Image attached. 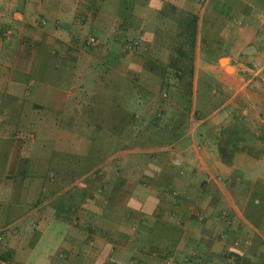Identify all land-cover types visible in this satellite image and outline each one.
<instances>
[{"label": "crops", "instance_id": "crops-1", "mask_svg": "<svg viewBox=\"0 0 264 264\" xmlns=\"http://www.w3.org/2000/svg\"><path fill=\"white\" fill-rule=\"evenodd\" d=\"M234 112L263 145L264 0H0V264H264V152L213 140Z\"/></svg>", "mask_w": 264, "mask_h": 264}, {"label": "trees", "instance_id": "trees-1", "mask_svg": "<svg viewBox=\"0 0 264 264\" xmlns=\"http://www.w3.org/2000/svg\"><path fill=\"white\" fill-rule=\"evenodd\" d=\"M197 112L199 114L203 113L201 104L198 106ZM248 123V118H246L245 116L242 117V115L234 112L230 119V122L226 123L219 129L218 135H216L213 140L221 157L226 158L228 156H231L234 154V152L240 149H244L250 152H264V134L260 135L263 145L261 144L259 146H255L254 144H245L243 148L242 145H238L237 142H242V132L243 134L247 132ZM202 134L200 133V136H203ZM247 137H250V135L248 134ZM205 139L206 138L204 136V139L202 138V140L205 141Z\"/></svg>", "mask_w": 264, "mask_h": 264}, {"label": "built area", "instance_id": "built-area-1", "mask_svg": "<svg viewBox=\"0 0 264 264\" xmlns=\"http://www.w3.org/2000/svg\"><path fill=\"white\" fill-rule=\"evenodd\" d=\"M200 2L203 4L205 2V0H200ZM89 41H90V43H95L96 39L94 37H90ZM142 44H143V38L141 36H137L133 39L128 40L125 43L124 50L137 52V51H140L142 49ZM245 67L246 66L242 65V63H240V62H238L236 65V68L238 71H242V69H244ZM246 69H250V71H251L250 76L252 78L253 76H256L260 72L261 66H254V67H250V68L248 67ZM246 69H244V70L246 71ZM191 121H192L193 125H196V123L198 122V119L194 116V117H192ZM171 160L173 163L179 164L181 161V158L178 155V153H174L171 157ZM195 168H196V172L201 177V180H200V186L201 187H206L210 181L217 179V177L213 176L207 169H204L200 165H197ZM98 172L100 173L101 170L99 169ZM219 217H220V219H222L227 224L226 226H229L230 220L224 212H222ZM196 218L199 221H202V220H204L205 217L202 213H196ZM223 235H224V230L219 229L213 234V237L214 238H221ZM236 243L237 242L235 241V244ZM167 259H168V261H173L174 256L168 255ZM184 262H185V264H191V260L188 258H185Z\"/></svg>", "mask_w": 264, "mask_h": 264}, {"label": "rangeland", "instance_id": "rangeland-1", "mask_svg": "<svg viewBox=\"0 0 264 264\" xmlns=\"http://www.w3.org/2000/svg\"><path fill=\"white\" fill-rule=\"evenodd\" d=\"M236 21H237V23H235ZM234 23H235V25L240 26L242 24V20H240V19H234ZM238 60H242V59H238ZM221 62H222V64L225 65V68L228 71H231L232 70V68L226 63L227 62V58H222L221 59ZM239 72H240V74H242V71H239Z\"/></svg>", "mask_w": 264, "mask_h": 264}]
</instances>
